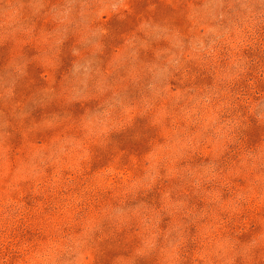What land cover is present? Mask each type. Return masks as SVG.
<instances>
[{
	"label": "rangeland",
	"instance_id": "obj_1",
	"mask_svg": "<svg viewBox=\"0 0 264 264\" xmlns=\"http://www.w3.org/2000/svg\"><path fill=\"white\" fill-rule=\"evenodd\" d=\"M0 264H264V0H0Z\"/></svg>",
	"mask_w": 264,
	"mask_h": 264
}]
</instances>
